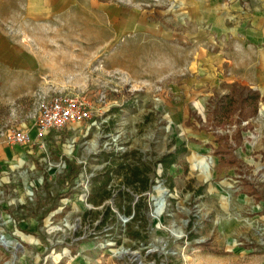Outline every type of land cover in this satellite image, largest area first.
Listing matches in <instances>:
<instances>
[{"label":"rangeland","instance_id":"374dc122","mask_svg":"<svg viewBox=\"0 0 264 264\" xmlns=\"http://www.w3.org/2000/svg\"><path fill=\"white\" fill-rule=\"evenodd\" d=\"M39 13L0 0V140L33 137L55 93L86 95L92 113L49 132L46 150L0 147V235L20 244H0V264H264V100L238 125L205 122L223 78L264 62V0H61ZM218 135L235 164L213 153Z\"/></svg>","mask_w":264,"mask_h":264},{"label":"built area","instance_id":"2783aa9c","mask_svg":"<svg viewBox=\"0 0 264 264\" xmlns=\"http://www.w3.org/2000/svg\"><path fill=\"white\" fill-rule=\"evenodd\" d=\"M92 106H93L92 102L89 100V98L86 97V95L77 96V95L70 94L68 92L55 93L52 95V97H50L47 100H43L40 103V106L38 108L37 119L34 124L33 137L27 130H9L8 132H5L3 134L1 141L7 146L17 145V146L27 147V146H32L33 144H35L38 149L46 150L45 139L49 132L58 131V130L67 128V126L69 125H72L75 123L78 124L82 122L83 120L91 118L90 116L92 113ZM45 158L46 156H43L41 159L45 160ZM110 159H111V156L104 157L103 161L99 164V168H102L108 164L110 165L111 164ZM78 163L83 164V170H87V166H90L86 157L83 160H78ZM53 164L59 170L65 167V162L61 158H58ZM54 165H51V166L54 167ZM98 172H101V170ZM108 173L111 174V171H109ZM90 174L92 173L90 172ZM26 175L27 174H25V176L23 177L24 179ZM25 183L26 181L23 184L25 185ZM22 190L26 192L27 195L29 194L27 185H25V187L22 188ZM1 194L3 193L0 192V195ZM262 229L263 230L260 232V235H262L261 236L262 238L259 243L262 246H264V237H263L264 228ZM0 242H1L0 243L1 246L5 247V249H10V247H12L15 250L16 249L18 250L19 248L18 246H20L19 243L18 245L13 242L11 243V240L7 239L3 235H0ZM119 246L117 247V250L115 253L117 256H121L119 255V251H120ZM121 250L123 249L121 248ZM59 258H61V256ZM51 259L53 260L54 264H57L60 261V259L55 261L54 256H51Z\"/></svg>","mask_w":264,"mask_h":264},{"label":"trees","instance_id":"16d2710c","mask_svg":"<svg viewBox=\"0 0 264 264\" xmlns=\"http://www.w3.org/2000/svg\"><path fill=\"white\" fill-rule=\"evenodd\" d=\"M225 86L229 89L228 92L222 93L218 97L210 98L209 106L206 109L207 115L205 122L207 126L214 127L221 121H229V119L230 121L233 119L234 122L232 124L238 125L241 121L255 115L257 113L258 102L264 100V93L260 94L259 91L252 89L249 85L232 82L225 84ZM235 116L236 119H234ZM239 135L240 129L236 128V131L230 136V138L236 141V145L241 143ZM227 138V135H218L215 139L218 144L213 149V153L219 157L220 161L225 162L227 165H233L238 159L233 154L232 144ZM184 152L185 147L183 145L176 146L174 151L160 157L163 171H166L177 160L176 156ZM131 174L130 183L134 184L135 188L145 189L148 187L146 181L142 182V180H139L138 171H132ZM94 179V181L98 180V178ZM132 204L134 207L137 203ZM129 212H132L131 217L136 213L135 210L131 211L130 207L126 213L129 214Z\"/></svg>","mask_w":264,"mask_h":264},{"label":"crops","instance_id":"0c3cea01","mask_svg":"<svg viewBox=\"0 0 264 264\" xmlns=\"http://www.w3.org/2000/svg\"><path fill=\"white\" fill-rule=\"evenodd\" d=\"M60 2L61 0H28V7L31 13L39 11L40 12L39 14H47L49 10H53L54 8H56V6H58ZM251 67H252L251 76L247 74L246 70L245 72L238 71V73H240L238 74L236 70L234 71L232 68L233 71H231L230 74H228V76L224 77L221 82L226 84L232 82H237L242 85L246 84L249 85L252 89L259 91L260 94H263L264 93V62H260V60L257 59L255 62L252 63ZM261 77H263V79ZM0 147L4 149H9L12 147H17V145L7 146L0 140Z\"/></svg>","mask_w":264,"mask_h":264},{"label":"bare ground","instance_id":"6f19581e","mask_svg":"<svg viewBox=\"0 0 264 264\" xmlns=\"http://www.w3.org/2000/svg\"><path fill=\"white\" fill-rule=\"evenodd\" d=\"M181 236H176V238L175 239H178V238H180ZM137 254H139V253H135V252H131V253H129V252H127V251H125V250H120L119 251V255H121L122 257H126V256H128L129 258H130V261L133 259H135V260H137Z\"/></svg>","mask_w":264,"mask_h":264}]
</instances>
